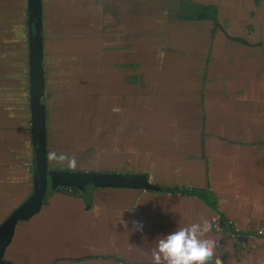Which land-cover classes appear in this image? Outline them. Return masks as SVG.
<instances>
[{
    "label": "crops",
    "instance_id": "crops-1",
    "mask_svg": "<svg viewBox=\"0 0 264 264\" xmlns=\"http://www.w3.org/2000/svg\"><path fill=\"white\" fill-rule=\"evenodd\" d=\"M47 1L51 26L60 34L46 35L42 0L47 153L74 156L77 148L80 171L145 174L165 191L93 189L89 201L52 192L37 215L17 225L15 247L9 246L4 260L152 264L158 237L178 224L221 216L222 231L213 226L209 236L218 241L223 264H264V237L256 235L264 231V0H152L148 4L162 11L169 26L163 25L164 39L144 36L145 44L136 40L130 0H93L88 11L100 17L97 40L88 39L96 29L85 36L62 20L65 7L80 0ZM200 7L208 19L196 18ZM25 16L26 0H0V223L31 191ZM186 30L198 35L187 37L191 51L180 39ZM75 32L84 36L70 37ZM168 40L181 41L173 46ZM156 50L162 52L157 60ZM165 54L189 64L180 66L182 73L154 74ZM97 59L99 90L97 73L86 77V66ZM73 68L83 73L75 87L92 88L79 104L63 77ZM80 104L93 110L82 112L81 123L70 122L69 113ZM112 153L125 154L128 169L97 164ZM93 156L100 160L82 164ZM48 165L73 171L54 161ZM134 221L142 231L134 230Z\"/></svg>",
    "mask_w": 264,
    "mask_h": 264
},
{
    "label": "water",
    "instance_id": "water-1",
    "mask_svg": "<svg viewBox=\"0 0 264 264\" xmlns=\"http://www.w3.org/2000/svg\"><path fill=\"white\" fill-rule=\"evenodd\" d=\"M42 13V0H26L27 99L32 143L31 191L27 198L0 223V264H11L4 258L14 238L17 225L37 215L44 205L45 198L52 192L74 189L83 193L88 187L145 192L165 191L152 185L145 174L70 171L49 167L46 158V111L42 103L45 96ZM218 219L219 225L222 226L224 222L222 217Z\"/></svg>",
    "mask_w": 264,
    "mask_h": 264
},
{
    "label": "rangeland",
    "instance_id": "rangeland-1",
    "mask_svg": "<svg viewBox=\"0 0 264 264\" xmlns=\"http://www.w3.org/2000/svg\"><path fill=\"white\" fill-rule=\"evenodd\" d=\"M150 1H152V0H130L128 6H126V7L132 8V13L135 17L134 18L132 16L131 20L133 19V23L134 24L136 23L137 28H138L137 36L139 37V39H138V37H136V40L137 41H143L144 42L143 44H145V40L143 38L144 36H145V38H149L150 36L153 37L154 40H151V41H155V42H158L157 39H164L165 31L163 30V28H164L163 25L166 24L167 26H169L167 21H166V17L163 16L164 14H161L162 11H158L156 9L151 8V6L148 4V2H150ZM73 2H75L74 6L72 4H70L68 7H65V10L68 12V17L62 18V20L64 19L65 22H67V20H68V24H66V25L70 28H73L75 30L76 29L85 30V32L83 33L85 36H87V34L90 33L89 32L90 29H93V31L96 29V36H90L89 35L88 39H96L97 40V30L99 28L100 17L96 13H92V12L88 11L89 9H91L89 5L93 4V0H90V1L80 0L78 2H76V1H73ZM95 3H97V2H95ZM44 5H45L44 23H45V30L47 32L46 35L49 34V36H50V32L53 31L54 37L60 36V34L56 30V28H53V26H51L52 23H50V20H51V18H50L51 14L50 13L52 12V10L49 8L47 0H44ZM114 12H115V10H112V13H114ZM158 12H160V13H158ZM198 12H199V15H205L208 13V10L203 8V7H200L195 14L197 15ZM183 14L184 13L182 12L181 15H183ZM54 18H55V16L53 17L52 20H57ZM126 21L129 22L128 19ZM66 25H64V26H66ZM146 26H148V27L146 28ZM67 29L68 28H66V30ZM170 32H171V34L176 32L172 26H171ZM191 33H192L191 31L186 30V32L180 36L181 37L180 39L182 41L186 42L184 45L186 50L192 49V47H190L189 43L187 42L188 41L187 37L188 36L189 37L195 36L197 38V36H198L196 34L191 35ZM83 34L80 32H75L74 34H71V35L69 34V35H70V37H74V36L77 37V36H81ZM133 40H135V35L133 36ZM181 40H178L175 42H170V40H168V43H170V44L172 43L173 46H176V45L179 46V41H181ZM162 41H164V40H162ZM79 42H80V45H78V46L84 45L83 47L87 48V45L84 44L85 42H82V41H79ZM155 42L153 43L152 46L157 48V46L155 45ZM54 46H55V48H52V46L50 45V48H52L53 50H57L58 46L57 45H54ZM141 49H143L144 53L146 54L147 48L144 47L143 45H141ZM78 51H79V48H78ZM189 51H191V50H189ZM156 52L158 53V56L156 57V59L154 58L155 60H157V58L162 56L161 50L153 51L155 56H156ZM138 53L140 54L141 52H138ZM171 54H173V53H171ZM99 57H101V55L97 54V58H99ZM101 63L102 62L98 60L97 63L88 64L86 66L87 68H91V69H88L86 71V77L87 78L89 77V75L95 76L94 74L97 73L96 79H97V83H98V86H97L98 90H99V83H102V79L99 78V75L101 73V70H99L101 68L100 67ZM163 63H164V65L161 66V68L159 70H158L159 65L156 64V66L154 67V70H153L154 74L160 73L161 71L182 73L183 69L180 66L181 65L188 66V64H189V62L187 61L186 58L184 59L183 57H176V56L166 55V54L164 56ZM25 64H26V62H25ZM64 66L69 67V64L67 62H65ZM70 66H71V64H70ZM67 70H68V68H67ZM72 71H74V68L72 69ZM75 72L77 73L76 75H75ZM80 72H82V71L81 70H79V71L75 70L74 73L72 72V74H71V71H70V73L67 72L66 76H63L66 81L70 80V82L72 83L71 88L75 91L69 92L68 88L66 89V91L68 94H70V96H73L75 98L74 101H76L78 104L80 103V101L83 97V93L88 92V91L90 92L92 89L90 87H87V88H85V90H82V84L81 83H80V86L78 87V89L75 87V85H76L75 79H77V78L80 79L81 76L83 75V73L80 74ZM146 72H148V71L140 70V73H142V74H146ZM84 77H85V74H84ZM73 78H74V80H73ZM94 83H96V80L93 82V84ZM144 83H146V82H144ZM112 84H114V82H112ZM76 91H78V92H76ZM95 92H96V90H95ZM67 93L65 92V94H67ZM76 107H77V110H72V111L70 110L71 111L69 113L70 122H71V118H74V122H77V123L80 122L81 123V120L83 118L82 112L89 113L90 111L93 110L92 108L84 107L82 104L76 105ZM126 115H127V113L125 112V110H123V114L121 115V117H122L121 121L125 120ZM87 119H88V117H87ZM111 120L114 121V118L111 117ZM95 125H97V124H95ZM98 128H100V125L98 126ZM72 151H74L73 152L74 156L77 157L78 149L73 148ZM65 155H67V154H65ZM124 155L125 154H120V153L119 154L118 153L108 154V155H106L107 156L106 158H104L103 160H101L97 164L100 166L101 165L112 166V167L117 168V169H120V167L128 169L124 163V161H125ZM72 156L73 155L68 156V157L71 158ZM104 157H105V155H104ZM99 160L100 159L97 160L96 156H93L91 159L88 160L87 163H82V164L83 165H87V164L90 165L91 163H95ZM62 169L66 170L67 168H62ZM95 169H96V171H101L100 168H95ZM75 171H80V170H78L76 168ZM91 190H92V188L88 187L86 193L91 191ZM117 190H122V189H117ZM68 194H71V193L68 192ZM72 195H76V191L72 192ZM81 197L86 198V196H84V195H82ZM86 200L89 201V198H86ZM12 242H13V240H12ZM12 242H11V244H12ZM15 244H16V241L14 244H12V246L15 247ZM5 259H7V258L5 257Z\"/></svg>",
    "mask_w": 264,
    "mask_h": 264
},
{
    "label": "clouds",
    "instance_id": "clouds-1",
    "mask_svg": "<svg viewBox=\"0 0 264 264\" xmlns=\"http://www.w3.org/2000/svg\"><path fill=\"white\" fill-rule=\"evenodd\" d=\"M119 111L113 108V112ZM46 158L73 171L78 167L75 156L69 158L51 151ZM133 226L134 230L142 231V224L134 221ZM212 227L213 221L204 217L185 225L178 224L174 231L156 239V247L151 250L152 264H223L216 253L218 241L209 236Z\"/></svg>",
    "mask_w": 264,
    "mask_h": 264
},
{
    "label": "built area",
    "instance_id": "built-area-1",
    "mask_svg": "<svg viewBox=\"0 0 264 264\" xmlns=\"http://www.w3.org/2000/svg\"><path fill=\"white\" fill-rule=\"evenodd\" d=\"M218 217H216V218H214V220H213V223H214V228L215 229H217L218 231H222V228H220L219 227V222H218ZM231 230H234V229H232V228H229V231H228V233H229V235H230V237L233 239V241L234 242H238L237 241V232L235 233V231L233 232H231ZM256 235H258V236H261V237H264V231L263 230H258L257 232H256Z\"/></svg>",
    "mask_w": 264,
    "mask_h": 264
},
{
    "label": "trees",
    "instance_id": "trees-1",
    "mask_svg": "<svg viewBox=\"0 0 264 264\" xmlns=\"http://www.w3.org/2000/svg\"><path fill=\"white\" fill-rule=\"evenodd\" d=\"M196 18L197 19H208L209 18V16H208V14H205V15H198V16H196ZM42 103H43V100H42ZM60 190H70L71 192H74V191H76V190H74V189H60ZM60 190H58V191H60ZM49 193H50V191H49ZM48 193V194H49ZM76 193H79L78 191H76ZM80 194V193H79ZM84 194H86V192H83L81 195H84ZM45 201H46V198H45ZM44 201V202H45Z\"/></svg>",
    "mask_w": 264,
    "mask_h": 264
},
{
    "label": "flooded vegetation",
    "instance_id": "flooded-vegetation-1",
    "mask_svg": "<svg viewBox=\"0 0 264 264\" xmlns=\"http://www.w3.org/2000/svg\"><path fill=\"white\" fill-rule=\"evenodd\" d=\"M43 100V99H42ZM59 169V168H58ZM92 190H93V188H92ZM101 190V189H100ZM60 191H67V192H69V193H71L72 194V192L70 191V190H60ZM80 193V194H79ZM79 193H76V195L77 196H79V197H81L82 195V193L81 192H79ZM88 193V192H87ZM87 193L86 194H84V196H86L87 195ZM82 198V197H81Z\"/></svg>",
    "mask_w": 264,
    "mask_h": 264
}]
</instances>
